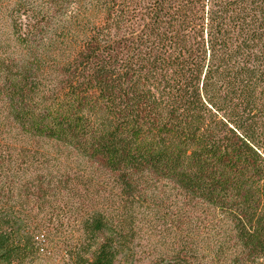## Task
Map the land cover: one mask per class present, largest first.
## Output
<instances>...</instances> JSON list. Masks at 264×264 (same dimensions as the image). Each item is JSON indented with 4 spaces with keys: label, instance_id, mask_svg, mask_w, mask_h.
<instances>
[{
    "label": "trees",
    "instance_id": "trees-1",
    "mask_svg": "<svg viewBox=\"0 0 264 264\" xmlns=\"http://www.w3.org/2000/svg\"><path fill=\"white\" fill-rule=\"evenodd\" d=\"M7 1L24 53L0 57V128L72 149L118 199L71 264L129 261L135 210L169 197L196 228L166 264H264V0ZM34 244L0 212V264Z\"/></svg>",
    "mask_w": 264,
    "mask_h": 264
},
{
    "label": "rangeland",
    "instance_id": "rangeland-1",
    "mask_svg": "<svg viewBox=\"0 0 264 264\" xmlns=\"http://www.w3.org/2000/svg\"><path fill=\"white\" fill-rule=\"evenodd\" d=\"M2 11L0 57L16 59L24 48L10 28L8 7ZM116 200L112 182L72 149L14 125L0 128V212L18 219L35 242L24 264H71V253L83 238V219L94 208L111 211ZM161 204L135 210L134 252L129 261L117 264L169 263L178 257L184 236L195 234L193 222L175 208L174 197Z\"/></svg>",
    "mask_w": 264,
    "mask_h": 264
}]
</instances>
